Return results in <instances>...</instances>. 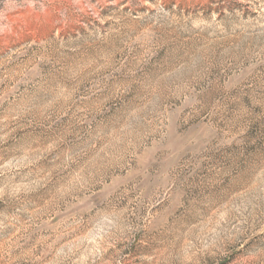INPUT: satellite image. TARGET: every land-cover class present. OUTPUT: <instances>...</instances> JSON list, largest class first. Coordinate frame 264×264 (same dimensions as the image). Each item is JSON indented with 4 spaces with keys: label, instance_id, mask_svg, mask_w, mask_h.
Segmentation results:
<instances>
[{
    "label": "rangeland",
    "instance_id": "1",
    "mask_svg": "<svg viewBox=\"0 0 264 264\" xmlns=\"http://www.w3.org/2000/svg\"><path fill=\"white\" fill-rule=\"evenodd\" d=\"M0 264H264V0H0Z\"/></svg>",
    "mask_w": 264,
    "mask_h": 264
}]
</instances>
